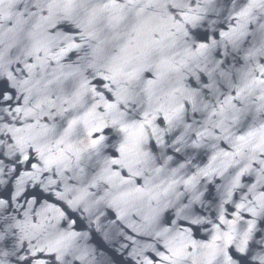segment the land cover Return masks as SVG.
<instances>
[{
  "label": "water",
  "instance_id": "1",
  "mask_svg": "<svg viewBox=\"0 0 264 264\" xmlns=\"http://www.w3.org/2000/svg\"><path fill=\"white\" fill-rule=\"evenodd\" d=\"M0 264H264V0H0Z\"/></svg>",
  "mask_w": 264,
  "mask_h": 264
}]
</instances>
